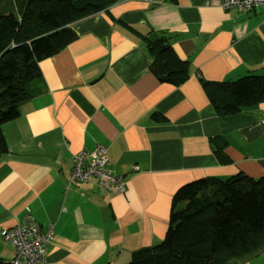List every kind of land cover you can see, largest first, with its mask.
Returning a JSON list of instances; mask_svg holds the SVG:
<instances>
[{
	"label": "crops",
	"instance_id": "crops-1",
	"mask_svg": "<svg viewBox=\"0 0 264 264\" xmlns=\"http://www.w3.org/2000/svg\"><path fill=\"white\" fill-rule=\"evenodd\" d=\"M222 1L121 0L74 22L76 40L39 64L41 92L2 127L0 226L13 228L27 209L53 225L44 264H129L164 240L183 186L242 173L264 180V103L221 116L203 87L264 75V9L224 11ZM141 36L167 39L190 63L188 80L160 82ZM97 148L123 193L94 178L70 184L74 155ZM14 257L0 234V264ZM225 264H264V245Z\"/></svg>",
	"mask_w": 264,
	"mask_h": 264
},
{
	"label": "trees",
	"instance_id": "trees-1",
	"mask_svg": "<svg viewBox=\"0 0 264 264\" xmlns=\"http://www.w3.org/2000/svg\"><path fill=\"white\" fill-rule=\"evenodd\" d=\"M121 0H0V158L8 153L2 127L41 92L39 64L77 36L71 25ZM151 71L163 83L180 86L190 76L167 39L147 40ZM221 116L264 103V75L236 81L203 82ZM223 147L216 153L223 154ZM264 245V180L238 174L183 186L173 197L164 240L136 251L129 264H225Z\"/></svg>",
	"mask_w": 264,
	"mask_h": 264
},
{
	"label": "built area",
	"instance_id": "built-area-1",
	"mask_svg": "<svg viewBox=\"0 0 264 264\" xmlns=\"http://www.w3.org/2000/svg\"><path fill=\"white\" fill-rule=\"evenodd\" d=\"M220 6L224 11L237 9L240 12H253L259 8L264 9V0H223ZM73 162L70 184L82 186L94 178L107 191L119 193L125 191L124 178L107 168L105 149L97 148L92 152L81 150L74 155ZM0 234L15 249V257L11 264H44L46 246L54 237V226L43 228L27 209L22 221L13 228L0 226Z\"/></svg>",
	"mask_w": 264,
	"mask_h": 264
}]
</instances>
